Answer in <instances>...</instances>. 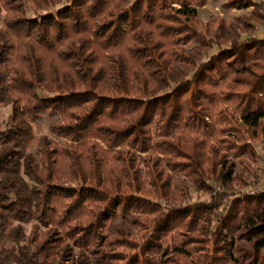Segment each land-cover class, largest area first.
I'll use <instances>...</instances> for the list:
<instances>
[{"label":"trees","instance_id":"obj_1","mask_svg":"<svg viewBox=\"0 0 264 264\" xmlns=\"http://www.w3.org/2000/svg\"><path fill=\"white\" fill-rule=\"evenodd\" d=\"M207 1L0 0V264H264V13Z\"/></svg>","mask_w":264,"mask_h":264},{"label":"rangeland","instance_id":"obj_2","mask_svg":"<svg viewBox=\"0 0 264 264\" xmlns=\"http://www.w3.org/2000/svg\"><path fill=\"white\" fill-rule=\"evenodd\" d=\"M224 2L225 0H219V1L208 0L203 8L198 9L197 22H198V27L200 29H204V30L210 28L215 29L220 24V22H224L226 24L235 22L241 16H248L250 11L252 10L251 8L243 9V10H234V9L227 10L223 7ZM261 8L264 13V9L262 6ZM252 36L255 38H264V26L258 27L257 32L254 33ZM241 38L246 39V35H241ZM9 115H10L9 106L0 107V129L3 128L4 125L6 124ZM32 130H33L32 143L31 146L28 148V151L30 153H34L37 139L42 135H48L46 123H43L41 125H34L32 127ZM250 144L255 149L257 155L260 153H264V150L262 149L263 143L257 142ZM245 164H247L248 171H245L244 169ZM257 164H258V158L254 162L248 161L245 158H242L239 161L238 160L235 161L234 171L235 173L240 174L243 177L245 185L235 186L232 197L240 195L241 193L245 192L253 185V183L257 179V174H258ZM213 187L215 188L216 185H213ZM209 201H210L209 195L198 191L192 185H190L189 200L187 202L188 206L196 205L199 203H208ZM24 227L28 231L30 225L26 224Z\"/></svg>","mask_w":264,"mask_h":264},{"label":"built area","instance_id":"obj_3","mask_svg":"<svg viewBox=\"0 0 264 264\" xmlns=\"http://www.w3.org/2000/svg\"><path fill=\"white\" fill-rule=\"evenodd\" d=\"M253 1L260 4L264 9V0H253ZM257 166H258V174H257L256 181L253 183V185L248 190H246L245 192L241 194L254 195V194L264 192V153L258 154ZM215 190L219 191L220 189L218 186H216ZM224 206L225 204L222 203L221 207L223 208Z\"/></svg>","mask_w":264,"mask_h":264}]
</instances>
